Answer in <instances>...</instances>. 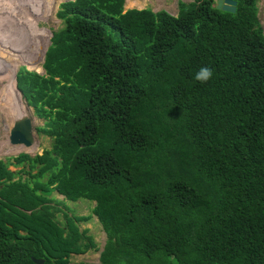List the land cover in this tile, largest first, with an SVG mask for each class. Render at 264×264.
I'll use <instances>...</instances> for the list:
<instances>
[{"label": "trees", "instance_id": "obj_1", "mask_svg": "<svg viewBox=\"0 0 264 264\" xmlns=\"http://www.w3.org/2000/svg\"><path fill=\"white\" fill-rule=\"evenodd\" d=\"M232 1L60 5L44 74L16 75L51 146L0 161V264L97 251L63 203L80 200L106 235L98 264H264V35L257 0Z\"/></svg>", "mask_w": 264, "mask_h": 264}, {"label": "rangeland", "instance_id": "obj_2", "mask_svg": "<svg viewBox=\"0 0 264 264\" xmlns=\"http://www.w3.org/2000/svg\"><path fill=\"white\" fill-rule=\"evenodd\" d=\"M71 1L74 0H0V161L7 164L8 170L12 172L22 169V166L14 167L8 165L18 155L27 154L30 157H34L41 155L44 150H50L51 146L50 139L39 135L36 131L37 128L43 126L44 121L35 117L33 112L25 110L26 102L14 88L16 87L14 73L24 68L27 71L33 69L32 71L43 75L42 65L44 63V54L49 45V35L61 28L63 24L56 17L59 7L61 4ZM180 2L190 4L195 2V0H125L123 13L129 10L140 11L148 9L153 13L164 11L176 17ZM257 20L264 35V0H257ZM30 30H33L32 34L37 36L38 46H40V49L36 50L38 53L36 56H34L36 54L34 51L35 46L33 49L29 43L20 45V38L28 39L33 43L28 38L30 34L28 35V32L25 33V31ZM14 90L21 99L17 103V110L12 115L9 112L5 113V110ZM8 96H10V99H8ZM18 111L22 112V116ZM20 125H25V127L23 126L20 129ZM20 130L25 132L24 136L26 139L31 137L32 144L29 148H25L22 144H11L10 138L13 133ZM21 176L22 179L28 178L26 174H21ZM49 197L53 200L63 201L62 197L55 192L49 194ZM63 203L71 210L70 215L89 217V220L81 223L79 228L88 230V235L92 237L97 248V251L90 250L83 255H71L68 260L69 264H98L100 253L106 243V235L97 218L92 215L91 210L94 208V202L80 200L76 203ZM52 205H55V203ZM60 207L62 208V206ZM62 211L67 212L64 208H62ZM57 218L59 221L63 219L61 214H58ZM176 256L180 258L179 255Z\"/></svg>", "mask_w": 264, "mask_h": 264}, {"label": "water", "instance_id": "obj_3", "mask_svg": "<svg viewBox=\"0 0 264 264\" xmlns=\"http://www.w3.org/2000/svg\"><path fill=\"white\" fill-rule=\"evenodd\" d=\"M235 6H236V2H234L232 0H216V2L214 4V8L216 10L226 12V13H234L235 12ZM51 36H52V33L50 34V37ZM49 45H50V42H49ZM49 45H48V47H49ZM44 56H45V54H44ZM43 61H44V59H43ZM42 72H43V70H42ZM16 74H17V72H15V74H14L15 77H16ZM18 93L22 97V95L19 91H18ZM25 105H27V104H25ZM26 107H27V109L29 108L28 106H26ZM29 109H30V112L33 111L31 108H29ZM23 126L25 127V125H23ZM23 126L20 125V129ZM28 131H29V129H28ZM24 133L25 132L23 130L15 131L13 133L12 137L10 138L11 144L12 145H21L22 144L25 148H29L32 144V140H31V137H29V139L28 138L26 139L24 136ZM28 136H29V133H28ZM11 162H13V160H11ZM34 263L35 264H43V260H34Z\"/></svg>", "mask_w": 264, "mask_h": 264}, {"label": "bare ground", "instance_id": "obj_4", "mask_svg": "<svg viewBox=\"0 0 264 264\" xmlns=\"http://www.w3.org/2000/svg\"><path fill=\"white\" fill-rule=\"evenodd\" d=\"M32 29V28H31ZM32 31L33 30H30V31H25V33H27L28 32V35L30 36V37H28V38H30L31 40H32V42L33 43H31L28 39H24V38H20L21 39V42H20V45L23 43V44H25V43H29V44H31V46H32V48L34 49V46H35V52H36V54H34V56H36L38 53H37V51L36 50H39L40 49V46H38V40H37V36L35 35V34H32ZM23 39V40H22ZM30 46V45H29ZM31 52H33V51H31ZM33 56V57H34ZM37 68V67H36ZM39 68V67H38ZM33 70V69H32ZM14 86V85H13ZM8 99H10V96H8ZM20 96H19V94L17 93V92H15V90H14V92H13V94L11 95V99H10V102H9V104H8V106L6 107V110H5V113H10V114H14L15 113V111L17 110V107H18V105H17V103H19L20 102ZM25 110L26 111H28V112H30V109L28 108L27 109V107H26V105H25ZM18 112H20V115L22 116V112L21 111H18ZM18 114V113H17Z\"/></svg>", "mask_w": 264, "mask_h": 264}, {"label": "clouds", "instance_id": "obj_5", "mask_svg": "<svg viewBox=\"0 0 264 264\" xmlns=\"http://www.w3.org/2000/svg\"><path fill=\"white\" fill-rule=\"evenodd\" d=\"M215 2H216V0H214V4H215ZM28 71H32V70H28ZM32 72H34V73H37V72H35V71H32ZM18 73V72H17ZM15 74V73H14ZM37 74H39V73H37ZM44 74V73H43ZM17 75V74H16ZM41 75V74H40ZM212 75H213V72L209 69V68H207V67H201L200 69H199V71L195 74V79L197 80V81H200V82H206V81H208L211 77H212ZM15 82H16V77H15ZM14 88H16L17 89V85H16V87H14ZM18 90V89H17ZM19 91V90H18ZM20 92V91H19ZM30 108V107H29ZM33 112V111H32ZM34 114V113H33Z\"/></svg>", "mask_w": 264, "mask_h": 264}]
</instances>
